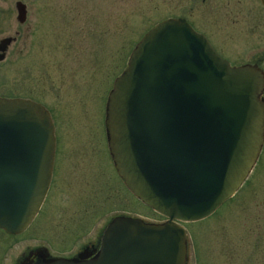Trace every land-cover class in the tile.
<instances>
[{
	"label": "water",
	"instance_id": "1",
	"mask_svg": "<svg viewBox=\"0 0 264 264\" xmlns=\"http://www.w3.org/2000/svg\"><path fill=\"white\" fill-rule=\"evenodd\" d=\"M8 43L0 40V61ZM262 87L255 65H230L184 20L151 26L112 82L104 128L124 185L165 220L115 216L89 258L41 264H185L180 222L209 216L256 159L264 137ZM53 153L48 111L29 99L0 96L1 230L19 233L35 215Z\"/></svg>",
	"mask_w": 264,
	"mask_h": 264
},
{
	"label": "rangeland",
	"instance_id": "2",
	"mask_svg": "<svg viewBox=\"0 0 264 264\" xmlns=\"http://www.w3.org/2000/svg\"><path fill=\"white\" fill-rule=\"evenodd\" d=\"M24 1L28 6L24 26L28 28L20 32L1 60L0 95L31 94L29 97L41 101L52 113L57 147L62 153L65 148L70 149L66 159L58 160L59 169L62 168L63 173L66 165L80 169L68 183L56 181V186L72 196L78 178L88 173L90 188L91 178L95 176L107 216L109 208L119 205V193L114 191L119 190L129 198L114 176L98 139L103 102L113 78L125 66L131 48L151 26L177 13L176 0ZM3 2L8 5L11 0ZM13 17L9 7L0 21V34L17 28ZM240 32L234 31L238 46L245 41ZM233 59H230L233 65L243 62ZM262 156L244 192L227 207L201 220L180 222L186 230L185 264H264V223H261L262 219L264 221V154ZM59 190L49 194L46 210L52 202L60 203ZM241 198L245 202L238 203ZM131 203L135 205L134 217L146 222L151 218L156 222L164 221L139 200ZM120 205H126V212L130 210L127 202ZM232 206L236 208L232 210ZM44 216L47 217L46 212L40 216V223ZM48 229L41 233L52 236L56 232V239L49 242L54 254L69 251L77 240L70 231L58 239L59 231Z\"/></svg>",
	"mask_w": 264,
	"mask_h": 264
},
{
	"label": "flooded vegetation",
	"instance_id": "3",
	"mask_svg": "<svg viewBox=\"0 0 264 264\" xmlns=\"http://www.w3.org/2000/svg\"><path fill=\"white\" fill-rule=\"evenodd\" d=\"M17 5H19L23 11L22 21H19L17 18ZM9 7L14 13L13 19L17 24V28H15L12 32L6 31L0 34V40L9 38V43L6 45V49L4 51V58L6 57L10 46L16 41L20 32L24 33V31L28 28V25L24 26L28 13V6L24 0H11L8 5H6L3 0H0V21L4 16H6ZM175 8L177 13L172 16H167L164 19L177 18L184 20L194 31L202 34L212 49L221 58L228 61L230 65H233L230 59L235 60L233 58H238L243 60V62L237 65H255L261 71L263 76L261 97L264 99V0H176ZM18 26L22 28L19 29ZM236 30L238 32H243V34L240 32L242 34L240 37H243L245 41L244 43L241 41V46L237 45V37L234 38V31ZM230 45H234L235 47L232 49ZM230 52L234 53L231 54ZM30 95L28 94L27 96L19 98L35 101L44 107L41 101L29 97ZM104 106L105 101L103 102L100 115L101 119L99 120V127L97 129L100 133H97L98 139L102 145L101 150L109 159L114 176L117 178L121 189H123V192L129 199H127L125 195L123 196L119 190L118 192L114 191L115 193H119V205L113 209L109 208L110 211L107 212V216H105L104 203L101 198V194H99L101 187L95 176H92L91 178L90 188L88 186V177H90L88 173H86L87 177L86 175L80 179L77 177L78 181H75L77 182L76 191L72 194V196H70L67 192H62L58 189L56 181H59V183H68L69 179L71 180L72 176L78 174L80 169L74 166L70 168L71 166L68 165H66L65 173H63L62 168L59 169L58 160L61 157H64L65 159L67 158V155H69L67 150L69 148H65V153H62L60 151L61 149L57 147L58 136L54 132L55 128L52 113L48 111L51 121L53 120L52 124L54 132V153L48 188L35 215L22 231L16 234H10L0 229V264H41L42 262H49L57 258L77 260L89 258L98 249L102 230L113 217L136 216L134 214L135 205H133L131 201L135 203L138 199L124 185L123 180L115 170L109 154L104 128ZM81 153L83 152L81 151ZM263 154L264 137L250 171L235 192L228 199L223 201L211 213L212 215L215 214L218 209L227 207L230 202L234 201L238 195L244 192L245 186L248 185L256 168L261 164ZM88 156L89 154L87 153V157H84L88 158ZM94 183L96 185H94ZM54 190H59L60 206L59 204L54 205V202H52L46 210L45 205L49 194ZM113 197L114 195L112 194V198ZM241 201L245 202L244 198H241V200L238 199V203ZM125 202H127L130 207L128 212L125 211ZM122 203L125 205L124 207L120 205ZM235 205L237 206L236 202ZM147 208L154 212L149 207ZM235 208V206L231 207L232 210ZM45 212L47 217L44 216L45 219L40 223L39 218L40 216H43ZM159 217L160 220H165V217H162L161 215ZM150 222H156V220L151 218ZM261 223H264L263 219L261 220ZM48 226H51V228L48 229ZM47 229L58 230V239H62V235L70 231L74 234L75 239L77 240L74 242L69 251L54 254L51 251L49 242L56 239V232L52 236H45L41 233V231Z\"/></svg>",
	"mask_w": 264,
	"mask_h": 264
}]
</instances>
